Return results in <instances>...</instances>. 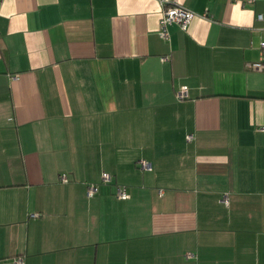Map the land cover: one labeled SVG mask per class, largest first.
<instances>
[{
  "label": "crops",
  "instance_id": "crops-1",
  "mask_svg": "<svg viewBox=\"0 0 264 264\" xmlns=\"http://www.w3.org/2000/svg\"><path fill=\"white\" fill-rule=\"evenodd\" d=\"M177 2L0 0V264H264V0Z\"/></svg>",
  "mask_w": 264,
  "mask_h": 264
},
{
  "label": "built area",
  "instance_id": "built-area-1",
  "mask_svg": "<svg viewBox=\"0 0 264 264\" xmlns=\"http://www.w3.org/2000/svg\"><path fill=\"white\" fill-rule=\"evenodd\" d=\"M161 5V14H160V22H159V34L162 38L167 39L169 37L168 25L171 23H176L180 26L181 29L185 30L195 16V13L182 6L177 2V0H159ZM169 56L161 57V60H167ZM247 70H252L256 72H264V40L260 43V55L257 60L249 61L245 64ZM176 98L178 100L184 99L187 97V88L182 85L175 91ZM264 129V128H262ZM194 138L193 134H187L186 139L192 140ZM140 166L143 169H150L151 166L149 162L141 160ZM62 181H65L66 178L63 176L61 178ZM101 181L103 183L111 182V175L109 173L103 172L101 175ZM97 189L96 184H89L87 186V195L92 196ZM115 195L120 199H127L129 194L127 192V188L124 185H117L115 189ZM192 253H187L186 256H191ZM14 264H23L24 259L22 256H18L14 258Z\"/></svg>",
  "mask_w": 264,
  "mask_h": 264
}]
</instances>
